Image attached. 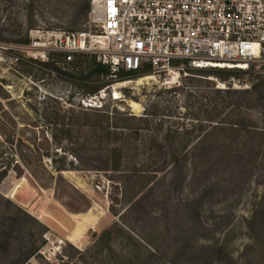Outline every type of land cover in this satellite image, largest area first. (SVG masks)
Masks as SVG:
<instances>
[{"label":"rangeland","instance_id":"1","mask_svg":"<svg viewBox=\"0 0 264 264\" xmlns=\"http://www.w3.org/2000/svg\"><path fill=\"white\" fill-rule=\"evenodd\" d=\"M90 7L0 0V264H264V67L131 74L86 109L96 58L48 65L30 46L95 32ZM18 183L59 221L104 213L72 242L11 197Z\"/></svg>","mask_w":264,"mask_h":264},{"label":"built area","instance_id":"2","mask_svg":"<svg viewBox=\"0 0 264 264\" xmlns=\"http://www.w3.org/2000/svg\"><path fill=\"white\" fill-rule=\"evenodd\" d=\"M89 25L96 31L41 33L30 47L42 50L35 57L43 62L59 54L71 65L79 55L95 57L109 67L108 80L114 82L124 72L177 73L178 79L182 72L187 75L185 64L242 71L264 67V0H91ZM113 86L84 96L83 106L103 108Z\"/></svg>","mask_w":264,"mask_h":264},{"label":"bare ground","instance_id":"3","mask_svg":"<svg viewBox=\"0 0 264 264\" xmlns=\"http://www.w3.org/2000/svg\"><path fill=\"white\" fill-rule=\"evenodd\" d=\"M144 76L147 79H151V80H153L155 78L153 75H144ZM177 77H178V74L174 73V76L171 78V80H172L171 84H174V83L178 82L177 81ZM116 88H118V87H116ZM114 98L117 99V100H124V98L121 95V93H117L114 96ZM128 106L134 112L139 113V114L143 110V107H142L141 103H139V102H137L135 100L128 101ZM82 182H84V181H82ZM20 189H21V184L18 183L16 189L12 192L11 197L13 199L17 200L20 204L24 205L27 208V210L30 211V213L36 214L41 219L43 218L45 220H48L50 226H53L54 228L59 230L64 236L68 237L72 242H77L80 239H82L84 234L87 232V230L89 228H92L95 225V223L97 222V220H99V218L104 213L103 209L99 208V210H98L99 212L98 213L94 209H90L87 213H85L83 215H80V214H71V215H69L65 210H63L64 209L63 207H62V209L60 208V209L57 210V207L55 206L56 207V212H58V214L60 216H62V217H60V221H59V219H58L59 216H57V214L50 213L52 215H47V213L45 211H43L41 208L36 206L34 201H32L33 200L32 197L31 198L29 197V200L28 199H23V198L19 199L18 198V194L21 191ZM20 195H22V194H20ZM18 202H16V203H18ZM63 214H65V215H63Z\"/></svg>","mask_w":264,"mask_h":264},{"label":"trees","instance_id":"4","mask_svg":"<svg viewBox=\"0 0 264 264\" xmlns=\"http://www.w3.org/2000/svg\"><path fill=\"white\" fill-rule=\"evenodd\" d=\"M58 57H59V59L60 58H62L63 60L65 59V56L63 54H59ZM80 57L85 58V57H88V56H86V55H79V57H77V58H80ZM52 60H53V58L51 57L50 58V61H52ZM93 60H94L93 62L96 63L97 66H98V68L96 69L95 72L98 73V74H100V75H105L103 77V81L105 82V84L102 87L96 88V91H94L93 93H89L88 95H94L98 91H100L101 89H103V88L111 85L112 83H114V81L108 80V76L110 75V69H109V67H107V66L103 65L102 63L98 62L96 59H93ZM50 61L49 62H45L44 64H48V65H54L55 64V63H52ZM214 74H217V73H214ZM129 75H131V73L124 72V73L121 74V77L129 76Z\"/></svg>","mask_w":264,"mask_h":264}]
</instances>
